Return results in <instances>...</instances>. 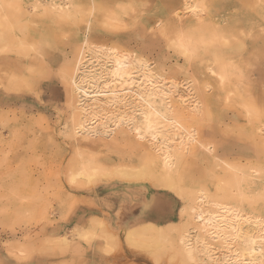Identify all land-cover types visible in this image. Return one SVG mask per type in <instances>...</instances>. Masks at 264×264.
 I'll use <instances>...</instances> for the list:
<instances>
[{"label":"rangeland","instance_id":"rangeland-1","mask_svg":"<svg viewBox=\"0 0 264 264\" xmlns=\"http://www.w3.org/2000/svg\"><path fill=\"white\" fill-rule=\"evenodd\" d=\"M36 1L0 0V264H187L146 222L264 264V0Z\"/></svg>","mask_w":264,"mask_h":264},{"label":"bare ground","instance_id":"bare-ground-1","mask_svg":"<svg viewBox=\"0 0 264 264\" xmlns=\"http://www.w3.org/2000/svg\"><path fill=\"white\" fill-rule=\"evenodd\" d=\"M36 1V0H35ZM37 2V1H36ZM38 5V3H37ZM35 5V6H37ZM34 6V7H35ZM41 6V4L39 5ZM54 9V8H53ZM38 10V9H37ZM55 10V9H54ZM58 11L60 10L57 9ZM61 11V10H60ZM59 11V12H60ZM63 11V10H62ZM57 18V17H55ZM11 30V29H10ZM256 42V41H255ZM254 42V43H255ZM253 43V45H254ZM259 43V42H258ZM263 44V43H262ZM10 51V50H9ZM11 55V54H10ZM263 55V54H262ZM2 57V56H1ZM0 57V64L2 62V58ZM83 66V65H82ZM81 67V66H80ZM84 67V66H83ZM1 68V67H0ZM121 68V67H120ZM85 69V68H84ZM3 70V69H2ZM113 73V71L115 69H111ZM88 71V70H87ZM86 71V72H87ZM121 71V70H119ZM118 71V72H119ZM82 73V72H81ZM91 74V73H90ZM91 76V75H90ZM117 76V75H116ZM115 76V77H116ZM119 76V75H118ZM4 77V76H3ZM7 77V76H6ZM86 78V76H84ZM80 78V77H79ZM94 78V77H91ZM16 79V78H15ZM153 79V78H152ZM149 80V79H148ZM76 81V80H75ZM95 81V80H94ZM78 82V81H77ZM83 82V81H82ZM1 83V82H0ZM80 83V82H79ZM89 83V82H88ZM78 84V83H77ZM2 85V84H1ZM34 85V84H33ZM79 85V84H78ZM85 85V84H84ZM77 86V85H76ZM153 86V85H152ZM78 87V86H77ZM85 87V86H84ZM76 88V87H75ZM79 88V87H78ZM83 88V87H82ZM86 89V88H85ZM141 89V88H140ZM80 90V89H79ZM82 92L84 93V95L89 96L90 98H92L93 95H89L88 93L85 92L84 88L82 90ZM112 92V91H111ZM139 93V92H138ZM111 94V93H110ZM112 95V94H111ZM10 97V96H9ZM8 97V98H9ZM154 97V96H153ZM14 98V97H13ZM71 98V97H70ZM95 99V98H94ZM10 100V99H8ZM96 100V99H95ZM71 101V100H70ZM93 101V100H92ZM83 103V102H82ZM94 103V102H92ZM158 104V103H157ZM20 108V107H19ZM10 111V110H9ZM12 111V110H11ZM15 114V113H14ZM248 115V114H247ZM22 117V116H21ZM251 118V117H250ZM101 121V120H100ZM147 123V122H146ZM249 124V123H248ZM149 125V124H148ZM250 125V124H249ZM78 126V125H77ZM254 126V125H253ZM250 129V128H249ZM258 131V130H257ZM256 131V132H257ZM75 132V131H74ZM11 143V142H10ZM5 147V146H4ZM11 147V146H10ZM145 149V148H144ZM167 159V158H166ZM182 159V158H181ZM155 161V160H154ZM183 161V160H182ZM157 162V161H156ZM166 162V161H165ZM167 163V162H166ZM162 164L163 166H159L160 167V175L156 176V175H152L151 172H145L144 170H137V171H131V170H127V169H117L115 170L117 173L120 174V176L126 178V177H133L135 175H138L139 173L147 176L149 178L150 183L152 184H160L163 186H169L171 187L173 184L172 180V174H174L171 167H169L167 164ZM170 164V163H169ZM145 165V164H144ZM161 165V164H160ZM176 173V171H175ZM178 173V172H177ZM176 175V174H175ZM184 193V192H183ZM189 195V193H188ZM174 229V228H173ZM240 229H243L242 227H240ZM174 231V230H173ZM172 231V232H173ZM172 232H170L169 230H163L161 228H158L156 226H154L153 224H145V225H141V226H136V227H132L128 230L125 231L124 235H123V242L127 244L128 247L130 248H135V249H139V250H143L145 252L148 253V251H155V249L159 248L160 245L164 244V243H169L170 247L173 248L177 253V255H179L181 262H185V263H198L199 260L197 258V250L194 254V250L193 247L191 245V241L190 238H188V235H172ZM174 233V232H173ZM183 233V231H182ZM175 234V233H174ZM178 234V233H177ZM237 237L239 238L238 240L236 239V243H234L236 245V248L238 249V254L240 255V257L242 258H261L264 256V248H263V244L262 242H255L253 237L250 234H248L247 229H245L244 231H242L241 233L237 234ZM262 241V240H261ZM166 246V245H165ZM197 249V247H195ZM160 249V248H159ZM235 249V248H234ZM236 249V250H237ZM200 251V250H198ZM207 252V251H206ZM150 253V252H149ZM208 253V252H207ZM206 253V254H207ZM175 255V254H173ZM208 255V254H207ZM162 256V255H161ZM206 256V255H205ZM210 256V255H209ZM150 257V256H149ZM208 257V256H207ZM204 258V257H203ZM210 258V257H209ZM237 258V257H236ZM246 258V259H247ZM152 259V258H151ZM167 259V258H166ZM200 259V257H199ZM212 259V258H211ZM222 259V258H221ZM203 260V259H202ZM202 260L200 262H202ZM206 260V259H205ZM214 260V259H213ZM259 261V260H258ZM208 262V261H207ZM257 262V261H256ZM260 262V261H259ZM177 263V262H176ZM205 263V262H204ZM221 263V262H220ZM224 263V262H223ZM159 264V262H158ZM199 264V263H198Z\"/></svg>","mask_w":264,"mask_h":264},{"label":"crops","instance_id":"crops-1","mask_svg":"<svg viewBox=\"0 0 264 264\" xmlns=\"http://www.w3.org/2000/svg\"><path fill=\"white\" fill-rule=\"evenodd\" d=\"M145 224H149V223L146 222V223H144V224H142V225H145ZM150 224H151V223H150Z\"/></svg>","mask_w":264,"mask_h":264}]
</instances>
